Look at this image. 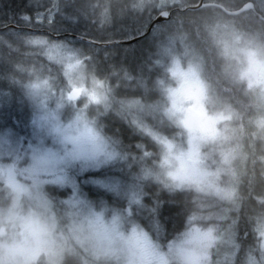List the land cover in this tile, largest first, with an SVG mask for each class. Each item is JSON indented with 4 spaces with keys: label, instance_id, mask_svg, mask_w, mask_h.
<instances>
[{
    "label": "clouds",
    "instance_id": "clouds-1",
    "mask_svg": "<svg viewBox=\"0 0 264 264\" xmlns=\"http://www.w3.org/2000/svg\"><path fill=\"white\" fill-rule=\"evenodd\" d=\"M245 41L238 31L226 30L217 47L225 52ZM160 47L166 48L167 42L160 41ZM22 52L23 60L17 64L25 71H16L17 64L10 70L19 77L12 84L19 87L30 110L34 143L24 155L13 130L0 129V190L9 197L7 204L0 205V264H62L66 253L79 254L80 250L86 254L80 264H196L199 254L207 258L206 264H264L261 231L254 233L258 240L255 245L241 243L237 247L230 242L234 231L230 214L238 196V187L230 177L213 171L205 174L204 186L181 182V168L197 163L185 154L190 139L188 144L173 147L177 155L168 166L161 164L158 156L139 152V145L133 147L119 134V128L110 130L109 121L115 120L132 136L142 141L152 139L156 116L142 106L146 98L139 90L132 94L121 91L135 87L132 75L118 78L115 70L102 73L84 56H78L81 64L69 76L63 62L49 60L42 48L24 44ZM188 67L189 86L194 93L204 86V107L211 114L218 105L207 102L212 90L205 69L195 59L189 60ZM73 88L83 91L69 99ZM194 103L195 98L189 99L186 106ZM68 162L81 171L121 169L124 176L115 184L101 183L130 205L142 204L149 186L158 193H192L194 203L185 213V226L163 245L142 226L134 224L124 230L119 214L112 217L110 225L80 222L66 231L48 200L44 181L38 177ZM88 210L92 211L90 207ZM26 252L31 255H24Z\"/></svg>",
    "mask_w": 264,
    "mask_h": 264
},
{
    "label": "trees",
    "instance_id": "trees-1",
    "mask_svg": "<svg viewBox=\"0 0 264 264\" xmlns=\"http://www.w3.org/2000/svg\"><path fill=\"white\" fill-rule=\"evenodd\" d=\"M96 0H61V3L67 5L81 6L86 3H93ZM109 3L110 10L108 13L124 10V15L121 21L118 22L113 28L110 26L104 31H110L109 35H98L94 29H90L94 24H91V18L88 15L81 16L88 26H81L77 22L69 24L64 22L58 24L54 28H33L31 26L19 25L18 14L28 4V0H0V35H4L6 39L14 44V47L20 50L14 51L3 46L0 43V129L11 128L15 136L21 140V150L25 151L30 147L28 126L30 118V110L27 102L25 101L18 86H14L12 82H18L19 77L14 75L10 69H14L17 63H21L23 60L22 47L24 46L22 41H15V33H27L35 35H43L51 37L52 42L62 43L72 51H75L78 56H84L87 60L91 61L94 70H98L102 73L110 72H128V69L135 71L139 74V80L146 81V86L156 91L154 99L149 100L147 96L143 101V106L152 111L158 120L156 119L152 129L151 141H142L136 136H132L129 129L120 124L119 121L110 120V130L119 129V134L124 137L126 141L133 144V147H137L139 144H144L145 149L137 148L139 152H154L158 153L162 150H168V143L171 140H175L179 136H186L185 131L181 129L178 121V115L176 112L170 109L169 92L171 87V72L164 71L160 66H157L156 62H159L160 52L163 50L160 47V41H166L168 43L170 33L175 34L180 31L183 35L185 31L195 33L198 40L202 43L203 48H207L209 54L213 55L215 47L209 45L210 40L202 34V26L198 23V15H188L187 18L180 13L178 8H183L190 0H105ZM197 0H192V2ZM218 4L225 8H229V1L215 0ZM262 0H244V3H255L257 13H249L246 16H240L237 18L242 21V25L247 30L264 35V11L259 4ZM45 4L48 0H43ZM133 9L134 18L131 17L130 12ZM230 9V8H229ZM71 10V9H67ZM175 10L172 17L166 23H157L152 32L142 40L133 44H119L111 47L101 48L85 41H80L72 37H62L55 39L48 33L51 32L54 35L73 34L79 35L88 39H95L99 43L108 42H122L129 41L142 36L150 28L153 19L162 11ZM215 11H220L215 8ZM129 15L127 17V14ZM259 14V15H257ZM7 25V27H4ZM193 31V32H192ZM193 33V34H194ZM169 45V44H167ZM116 50V51H114ZM117 54H113L116 53ZM64 70L65 69V62ZM23 65L16 67V71L22 72ZM73 73V72H72ZM67 75H71L67 74ZM209 81V88L212 90V95L209 97H215L219 99H226L228 101L229 109L236 113L233 122L240 127V131L243 134V146L241 148L242 156H246V162L249 170L245 176H240V196L239 201L236 202V207L233 210L234 218L237 219V224L242 230L249 229L250 220L259 212V204H255L254 196L263 195L264 191L259 190L261 185L260 176H257L256 161L260 156L264 159V143L261 140L262 137L258 133L257 124H249L250 118L256 119V115L259 113V109L263 108L261 100L264 96L260 92H252L246 94L242 88L237 90L238 85L233 86L231 82L220 77L217 72V67H212L210 74L206 76ZM155 81V82H154ZM157 85H154L156 84ZM170 86V87H169ZM218 89V91H217ZM258 89V88H257ZM24 101V102H23ZM230 113V112H229ZM232 112L230 114H233ZM159 120L161 122H159ZM228 123V122H227ZM260 137V138H259ZM165 142V144L163 143ZM248 156V157H247ZM264 161V160H263ZM72 172L71 176L76 177V183H81V178ZM107 174V173H106ZM103 176V175H102ZM91 186V185H90ZM84 187L80 190L81 194L92 198L91 194L95 191L93 187ZM106 188H103V190ZM65 189L59 184L47 183L45 185V191L47 193L48 200L54 206V212L57 214V218L60 222L61 212L64 209L62 201L64 197H68ZM104 199H106L107 205H112V198L104 191H97ZM260 193V194H259ZM0 199H6L5 204L9 202L7 192L0 190ZM162 201V202H161ZM161 213L159 214L160 226L157 231H151V228L146 222L142 220L137 221V225L142 226L148 230L152 235L155 232H164L169 235L162 237L161 243L166 244L167 239L170 238L174 232H177L185 226V213L188 212L194 203L193 194L190 192H177L166 195L165 199L161 200ZM192 202V203H191ZM151 203V201H149ZM125 200L123 205L117 208V210L124 213V209L133 208ZM264 210V207L262 208ZM252 216V217H251ZM172 227H175L173 230ZM245 228V229H244ZM66 230V229H65ZM68 231V230H66ZM159 236V235H158ZM159 240V239H158ZM83 250L79 251V254L68 253L65 254L66 260L62 264H80L81 259L85 257Z\"/></svg>",
    "mask_w": 264,
    "mask_h": 264
},
{
    "label": "rangeland",
    "instance_id": "rangeland-1",
    "mask_svg": "<svg viewBox=\"0 0 264 264\" xmlns=\"http://www.w3.org/2000/svg\"><path fill=\"white\" fill-rule=\"evenodd\" d=\"M192 1V0H191ZM229 1L230 10H239L244 4V0H225ZM95 5L94 13L89 10L87 15L91 18V24H94L90 29H94L98 35H109L110 31H104L106 28H112L118 24L123 18L124 10L108 13L110 10L109 3L105 0H96L93 3H86L83 6ZM264 11V0L259 4ZM130 12L131 17L134 18L133 9ZM129 12L127 14V17ZM198 23L205 30H211V40L215 44L216 51L213 55L209 54L207 48H203L202 43L198 40L195 33L185 31L184 35L178 31L169 36L167 47L160 52L159 62L155 61L157 66H160L164 71L171 72V87L169 92L170 109L178 115L179 125L185 131L186 136H179L175 140L168 143V150H162L158 153L148 152L152 158L159 157L161 164L171 166L172 160L177 153L173 152V147L179 144H188L189 139L191 144H188L185 150L186 156L194 158L197 163L190 167L185 164L180 170L181 182L188 185L204 186L205 174L210 172L223 173L225 176L231 178V183L239 186V177L241 176L242 167L245 164V156H242L241 148L243 146V134L240 127L234 124L233 113L229 109L228 101L209 96L208 103H215L218 105L216 111L209 113L204 107V100L206 90L203 85L194 93L189 86L191 71L188 67L189 60L195 59L197 63H201L205 69V75L210 74L212 67H217V72L220 74L218 65H222V70L225 74H231L240 69V79L244 80V84L252 87V90L260 92L264 96V35L260 32H251L244 28L242 21L237 17H226L220 11L204 10L199 13ZM81 26L89 25L83 18H80L77 24ZM236 30L246 37V41L242 46L232 47L225 52H221L217 47L218 38L225 32ZM111 47V46H110ZM116 51V50H114ZM114 55L117 54L113 53ZM22 72L25 71L24 66L21 67ZM118 78H123L126 74H130L135 79V87L132 89L122 88L121 91L125 94H132L139 90L140 93L148 97H153L156 91L146 86V81L139 80V74L128 69V72H115ZM155 82V81H154ZM154 85H157L154 84ZM175 85V86H174ZM119 87V83L116 85ZM246 87V93L250 94V88ZM254 88V89H253ZM258 88V89H257ZM196 99V103L187 105L189 99ZM152 100V99H150ZM24 102V101H23ZM263 108L259 109V113L255 116L256 119L250 118L249 124H257L258 130L261 131L259 136L262 137L264 143V99L261 100ZM143 106V102H142ZM232 112L233 114H230ZM182 114V115H181ZM195 115V120L192 115ZM158 120V117H156ZM159 122H161L159 120ZM228 122V123H227ZM222 126V127H221ZM29 145L34 143L31 130L28 126ZM122 130L121 128H119ZM165 144V142H163ZM264 147V145H263ZM21 148V146H20ZM140 149H145L144 144H139ZM203 149V151H202ZM21 153L26 155L25 151ZM144 153V152H142ZM230 156L232 160H223V157ZM11 158H8L10 162ZM72 172L77 173L81 178V183H76V177L71 176ZM107 173V174H106ZM103 175V176H102ZM124 172L117 168H89L87 171H81L79 166H74L71 162L57 167L55 169L45 170L39 175V179L44 181V184L53 183L59 184L65 189H70L67 192L68 197H64L62 204L64 209L61 212L60 226L66 230H71L76 224L80 222H96L106 225L111 224L112 217L119 214L124 230H127L132 225H137L138 220L146 222L147 225L157 231L160 226L159 214L161 213V200L165 199L169 193H158L154 186L146 188L148 193L143 203L140 205H133V208H128L126 212L122 213L117 210L121 207L125 199L118 197L109 188L103 186L104 184H115L118 180L123 178ZM15 183V177L12 178ZM91 185V186H90ZM82 186L93 187L95 191L91 194L92 198H88L81 194ZM103 188H106L103 190ZM104 191L112 198V205L106 203V199L102 197L97 191ZM6 199H0V205H4ZM151 201V203H149ZM161 201V202H160ZM92 211L89 212L88 208ZM160 209V210H159ZM60 220V219H59ZM174 230L175 227H172ZM155 232L153 237L162 240V237L169 235L166 232ZM14 253H9L13 255ZM68 253H66L67 255ZM30 256L31 252L24 253ZM66 257L63 256L62 262H65ZM207 258L199 254L196 257V264L206 262Z\"/></svg>",
    "mask_w": 264,
    "mask_h": 264
},
{
    "label": "snow or ice",
    "instance_id": "snow-or-ice-1",
    "mask_svg": "<svg viewBox=\"0 0 264 264\" xmlns=\"http://www.w3.org/2000/svg\"><path fill=\"white\" fill-rule=\"evenodd\" d=\"M95 7V5H88L87 7L83 5H67L61 3V0H48L47 4H45L43 0H28V4L18 14L19 25L31 26L33 28H54L58 24L64 22L74 25L81 16L87 15L89 10H92L94 13ZM4 27H7V25H4ZM14 40L22 41L23 44L42 48L49 60L65 62L66 74L76 71L81 64V60L78 58V54L75 51L68 49L66 45L62 43L50 42L43 35L22 34L17 32L15 33ZM0 43L10 50L17 52L20 50L14 47V44L6 39L4 35H0ZM90 43L96 44L98 41L90 39ZM16 67L19 68L20 65L17 64ZM34 87H38V85H34ZM82 91L83 89L73 88V91L69 93V99H74ZM258 231L264 233V227H260Z\"/></svg>",
    "mask_w": 264,
    "mask_h": 264
},
{
    "label": "flooded vegetation",
    "instance_id": "flooded-vegetation-1",
    "mask_svg": "<svg viewBox=\"0 0 264 264\" xmlns=\"http://www.w3.org/2000/svg\"><path fill=\"white\" fill-rule=\"evenodd\" d=\"M197 2V3H196ZM230 3V2H229ZM253 3V2H251ZM200 4H203L202 8H200V10H191L189 9L190 7L193 6H198ZM247 4H249V2L244 3L241 7H239V10L242 9L244 6H246ZM222 7V8H221ZM219 9L220 12L224 15V16H228V17H237L240 18V16H246L249 13H257V9L255 7V3H253V8L251 10H247L244 11L242 13H239V15H235L232 16L230 14L227 13V10H230L229 8H225L223 6H221L220 4H218L215 0H197L192 2L191 0L187 2V5L184 6L183 8H178V10L180 11V13L184 16V18H187L188 15H198L199 13H201L203 10H215ZM223 8L226 10H223ZM236 10V11H239ZM235 11V10H232ZM259 15V14H257ZM226 16V17H227ZM202 34H205V36L210 40L211 43H208L209 45H212L215 47V44L212 42L211 40V30H205L203 29L201 31ZM215 51H216V47H215ZM218 69L220 70V77L223 79H226L228 82H231L233 86L238 85L237 90H240V88L243 89L244 92H246V87H248V83L244 84V80L240 79V74L239 71L240 69L237 68V70L233 73V75H229V74H225L224 71L222 70V65H218ZM250 88V93L254 92L255 90H252V87L249 86ZM254 89V88H253ZM248 93V92H247ZM246 93V94H247ZM259 135L261 133H258ZM260 138V137H259ZM248 157V156H247ZM233 158L230 156H225L223 157V160H232ZM259 160L256 161V165L257 167H259L256 171H257V176H260V180L261 181V185L259 187V190L264 191V159L262 158V156H260V158H258ZM245 162H246V156H245ZM248 164H244V166L242 167V171H241V176H245L248 173L249 168ZM239 181V186H238V196L236 197V202L239 201V196H240V180ZM260 194V193H259ZM255 198V204L258 205L260 207L259 208V212L255 215V216H251V220H250V224H249V229H245L242 230V228H239L238 224H237V219L234 218V212L232 211L231 215V220L229 221V223H232L234 221V231L232 232L231 236H230V242L233 245H236L237 247L239 246V244H245V245H255L256 243H258L257 237L254 235V233L256 231H258V229L261 227L262 224H264V210L262 209L264 207V199H263V195L260 194L259 196H254ZM258 204H257V203ZM202 264H206V262H202Z\"/></svg>",
    "mask_w": 264,
    "mask_h": 264
},
{
    "label": "water",
    "instance_id": "water-1",
    "mask_svg": "<svg viewBox=\"0 0 264 264\" xmlns=\"http://www.w3.org/2000/svg\"><path fill=\"white\" fill-rule=\"evenodd\" d=\"M203 4H200L198 6H193V7H190L189 9L191 10H200V8H202ZM222 8V7H221ZM253 8V3H249L247 4L246 6H244L242 9H240L239 11H231V10H227V13L232 15V16H235V15H239V13H242L244 11H247V10H251ZM223 10H225L223 8ZM226 11V10H225ZM172 13L173 11L172 10H165V11H162L160 12L154 19H153V22L151 23V26L150 28L147 30V32L145 34H143L142 36L138 37V38H134V39H129V41H122V42H113V43H109V44H106V43H96V44H92V45H95L97 47H103V48H106L108 46H114V45H119V44H133L139 40H142V38L146 37L147 35H149L154 26L157 24V23H166V21L170 20L171 16H172ZM46 33H48L49 35H51L52 37H54L55 39H60L62 37H72V38H75V39H80L82 41H85L87 43H90V39L88 38H85V37H80V36H76V35H73V34H63V35H54L52 34L51 32L47 31ZM91 44V43H90Z\"/></svg>",
    "mask_w": 264,
    "mask_h": 264
},
{
    "label": "bare ground",
    "instance_id": "bare-ground-1",
    "mask_svg": "<svg viewBox=\"0 0 264 264\" xmlns=\"http://www.w3.org/2000/svg\"><path fill=\"white\" fill-rule=\"evenodd\" d=\"M197 3V2H196ZM204 11V10H203ZM227 16V15H226ZM172 17V16H171ZM171 19V18H170ZM169 21V20H168ZM167 22V21H166ZM76 36H79V35H76ZM80 37H82V36H80ZM77 40H80V39H77ZM80 41H82V40H80ZM140 41V40H139ZM109 43H113V42H108V43H106V44H109ZM108 47H110V46H108ZM101 48H103V47H101ZM192 203V202H191ZM175 233V232H174Z\"/></svg>",
    "mask_w": 264,
    "mask_h": 264
}]
</instances>
